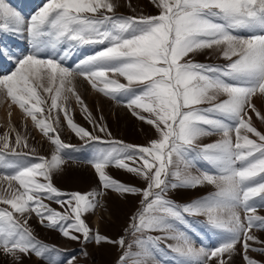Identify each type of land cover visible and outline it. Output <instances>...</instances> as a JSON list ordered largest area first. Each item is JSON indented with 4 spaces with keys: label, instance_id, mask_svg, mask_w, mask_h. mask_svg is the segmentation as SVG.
Wrapping results in <instances>:
<instances>
[{
    "label": "snow or ice",
    "instance_id": "6c2138e0",
    "mask_svg": "<svg viewBox=\"0 0 264 264\" xmlns=\"http://www.w3.org/2000/svg\"><path fill=\"white\" fill-rule=\"evenodd\" d=\"M151 2L158 15L118 14L117 0H46L26 19L0 0V33L22 37L29 46L22 50L0 43V56L15 64L10 74L0 76V95L31 118L54 146L50 159L28 162L22 158L34 156L36 149L26 136L11 126L0 135V169L11 170L0 174V205L10 206L0 207L4 254L17 261L34 254L47 264H75V256L65 260L61 249L36 238L28 224L35 214L41 224L47 222L72 241L82 237L84 243L125 249L117 264L131 257L134 264H148L157 253L172 254L176 264H229L238 244L247 264H259L247 253H264V246L253 247L264 245L253 234V229L264 231V215L259 214L264 208V132L249 113L264 121L253 102L264 98V0ZM92 45L104 47L67 66ZM209 49L227 63L194 61ZM78 78L105 97L125 102L134 116L154 127L157 138L144 146L112 139L77 92ZM70 97L109 139L74 122ZM61 113L85 145H103L90 161L101 188L141 195L142 208L130 218L139 252H131L125 237L111 240L86 223L83 217L98 207L100 192L66 193L54 186L53 174L65 162L62 153L76 149L58 132ZM212 135L220 138L201 143ZM111 166L142 178L146 188L116 180L107 172ZM204 186L215 191L184 204L168 197L172 190ZM196 217L204 219H190ZM194 223L214 233L216 243L197 247L189 235Z\"/></svg>",
    "mask_w": 264,
    "mask_h": 264
},
{
    "label": "rangeland",
    "instance_id": "374dc122",
    "mask_svg": "<svg viewBox=\"0 0 264 264\" xmlns=\"http://www.w3.org/2000/svg\"><path fill=\"white\" fill-rule=\"evenodd\" d=\"M6 2L20 11L27 19L32 14H34V12L38 10V8L41 7L46 2V0H6ZM117 3L119 5L117 8V13L125 16L159 14V9L154 6L151 0H117ZM11 37L16 39V41L22 46V50L28 49L29 46L22 37L10 34L0 33V43L7 45L10 48H14V45L10 40ZM3 58V56H0V59ZM193 59L195 62L207 60L226 61L221 57L220 53L214 49L204 50L203 52L195 55ZM4 61L6 64H8L4 70L0 71V76L10 74V72L15 68V64L9 59L4 58ZM114 78L119 79L121 83H126L122 77ZM79 80H82L85 83L84 86L85 89H88L87 91L82 92L79 89L77 84V81L79 82ZM75 84L77 92L84 100L88 110L92 114V117L96 122L106 125L108 131H110L112 134V139L120 140L133 145L144 146L147 145L151 140L157 138V132L155 131L154 127L148 125L145 121L139 120L132 114V111L126 105H120L111 102L103 94L92 89L91 86L82 78H78ZM91 92L100 95V100L97 101L98 103L95 101V98H93V96H96L90 95ZM101 98H106L107 101L109 100L111 103L107 104V102L105 100H101ZM253 102L261 112V115H264V98H259V101L256 98H253ZM68 106L71 109L72 118L75 123L84 127L89 132H92L94 135H98L103 139H109L105 133L99 132L93 126V123L89 122V120L85 117V113L82 111L81 106L76 102L74 97L69 98ZM120 107H122L121 110ZM119 113H122L121 115H123V118H121V115L117 118ZM249 114L252 115L254 126L261 132H264V121L258 119L254 113L250 112ZM144 115L147 116V113H144ZM101 117L103 119H101ZM10 126L15 128V130L21 135L27 137L30 148L36 149V154L34 156L24 157L22 158L23 160L28 162H37V157L39 156L50 159L51 154L54 151V146L51 144V142L38 128H36L31 118H27L17 105L11 104L9 98H5L4 96L0 95V135H3L6 131H9ZM58 132L65 143L71 145H77L80 143L79 151L84 158L82 160L79 158L75 160L67 159L61 166V169L54 172L53 174L54 186L66 193L100 192L101 195L98 197V207L90 213L85 214L83 217L86 223L93 230V232H98L99 234H102L111 240H117L121 236L125 237L126 245H132L131 252H139L140 249L135 243H133V241L136 239V236L131 234L130 218L142 208L141 195L129 194L122 196L115 191L103 190L101 188L98 175L96 174L90 161L93 158L95 148L103 145H85V142L80 140L67 126L66 120L64 119L62 113L60 114ZM10 135L14 140L15 132L10 133ZM219 138L220 137L218 135H212L203 138L201 143L207 144L215 142ZM24 151H28V149H24ZM204 167L207 166L204 165ZM6 171L11 170L0 169V174H6ZM193 171H195V169H193ZM107 172L116 180L127 185L136 186L140 189L146 188V181L132 173H128L125 170L117 169L114 166H111L107 169ZM214 191V186L199 187L195 190L180 188L170 191L168 193V197L177 203L184 204L196 198L204 197L210 193H213ZM44 202L48 203L53 209H56L57 211H64V209L54 201L45 200ZM0 207L10 208V206L6 205H0ZM96 213H98L100 216L99 225L97 226L93 221L94 215ZM259 214L264 215V208L259 209ZM46 223L47 222H45L44 225L41 224L39 218L35 214H32L28 221L31 230L37 239L61 249L62 253L64 254L63 258L65 260L68 257L75 256V264H117L119 258L125 251V249L119 247L118 245L107 242L101 243L99 245L96 244L94 240L89 243H84L82 237L80 241H72L63 237L59 230L48 228ZM192 225L194 230H201L203 227L201 224L196 225L194 223ZM152 234L161 235L160 233ZM210 234L213 238L216 237L214 233L210 232ZM253 234L256 235L260 240H264V231L253 229ZM192 238L195 243L196 240H203V236L199 232L195 237ZM167 243L172 244L174 241L168 240ZM261 246L264 245L253 244V247ZM85 253L87 254L85 255ZM247 255L250 258L257 260L259 264H264V253L249 250ZM134 259L135 257L129 258L126 264H134ZM0 264H47V261L36 257L34 254H29L27 256L21 255L20 260L17 261L10 255L4 254L2 251H0ZM148 264H176V258L172 254L162 257L161 254L157 253L155 261L149 260ZM229 264H247L244 258V250L242 245H237L236 252L231 256Z\"/></svg>",
    "mask_w": 264,
    "mask_h": 264
},
{
    "label": "bare ground",
    "instance_id": "6f19581e",
    "mask_svg": "<svg viewBox=\"0 0 264 264\" xmlns=\"http://www.w3.org/2000/svg\"><path fill=\"white\" fill-rule=\"evenodd\" d=\"M77 84H78V87H79V89L82 91V92H85V91H87L88 89H85V83L82 81V80H79V82L77 81ZM80 84V85H79ZM90 95H95L96 96V100L100 97V95H98V94H95L94 92H91V94ZM258 101H259V98H256ZM256 101V100H255ZM258 103V102H257ZM5 113V112H4ZM98 210V209H97ZM94 223H95V225L97 226V225H99V221H100V216H99V214L98 213H96L95 215H94Z\"/></svg>",
    "mask_w": 264,
    "mask_h": 264
},
{
    "label": "crops",
    "instance_id": "0c3cea01",
    "mask_svg": "<svg viewBox=\"0 0 264 264\" xmlns=\"http://www.w3.org/2000/svg\"><path fill=\"white\" fill-rule=\"evenodd\" d=\"M93 98H95V101L97 102V101H99L100 100V97L96 100V97H94L93 96ZM101 100H105L106 102H107V104L108 103H111V102H109V100L107 101V99L106 98H101ZM98 103V102H97ZM114 104V103H113ZM115 105V104H114ZM116 106V105H115ZM117 107H119V106H117ZM122 109V107H120V110ZM122 114V113H121ZM120 113H119V115L117 116V118L121 115ZM114 117V116H113ZM121 118H123V115H121Z\"/></svg>",
    "mask_w": 264,
    "mask_h": 264
}]
</instances>
